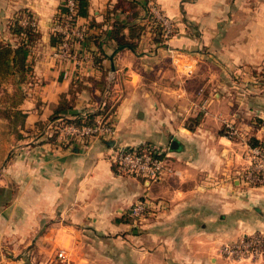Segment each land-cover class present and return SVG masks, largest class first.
<instances>
[{"label":"crops","instance_id":"crops-1","mask_svg":"<svg viewBox=\"0 0 264 264\" xmlns=\"http://www.w3.org/2000/svg\"><path fill=\"white\" fill-rule=\"evenodd\" d=\"M121 1L89 0L77 62L56 56L62 0H0V41L15 40L10 23L24 11L39 31L22 83L24 124L0 119V264H232L223 244L264 234V186L241 182L249 140L229 138L224 123L264 142V0H152L180 29L174 45L197 63L183 85L149 33L136 51L114 49L115 20L145 25V0H124L132 11ZM107 104L116 142L158 143L180 175L149 187L114 169L110 141L51 140L57 125ZM153 193L155 213L132 229L131 205Z\"/></svg>","mask_w":264,"mask_h":264},{"label":"built area","instance_id":"built-area-1","mask_svg":"<svg viewBox=\"0 0 264 264\" xmlns=\"http://www.w3.org/2000/svg\"><path fill=\"white\" fill-rule=\"evenodd\" d=\"M66 11L59 10L53 21L52 34L60 37L61 42L57 46L56 56L62 60L78 58L74 49L87 37V28L80 25L77 16L78 0H62ZM148 13L160 20L164 27V36L169 39L172 32V22L161 15V8L152 0L147 2ZM23 24H28L29 20L24 19ZM35 25V22H31ZM169 41H165L167 51L170 53L175 70L187 79L193 78L196 74L197 63L185 51L175 49L170 46ZM98 116L93 124L75 125L63 122L57 125L60 128L58 138L60 142L86 141L91 138H98L104 141H111L116 138V126L111 119ZM229 138L239 137L241 133L234 126L233 122L225 123ZM247 167L241 175V182L247 189L264 186V142L253 145L247 143L246 152ZM111 161L121 172L143 177L147 180H158L164 174L180 175V171L175 169L169 156L165 151L151 143L142 142L135 145L120 144L114 149ZM148 208V201L138 200L131 205L129 215L135 220L141 219ZM219 252L228 259H256L264 256V234L254 233L243 236L238 240L223 244ZM59 259H66L67 253L60 250L57 253Z\"/></svg>","mask_w":264,"mask_h":264},{"label":"trees","instance_id":"trees-1","mask_svg":"<svg viewBox=\"0 0 264 264\" xmlns=\"http://www.w3.org/2000/svg\"><path fill=\"white\" fill-rule=\"evenodd\" d=\"M147 2L148 0H145L143 8L148 12ZM121 4L124 9L127 6V9L130 11L133 10V5L129 7L124 3V0L121 1ZM88 6L89 0H78V18L89 15ZM60 10L63 12L66 11L63 4H61ZM17 15L10 23L11 32L16 37L15 40L13 42L0 41V88L5 97H7L5 101L0 100V119H8L14 126H23L26 114L19 105L24 101L26 93L22 89V83L31 75L30 57L33 46L39 39V31L36 24H31L32 20L28 13L24 11ZM22 15L27 17L29 20L28 24L22 23ZM132 15L135 16L136 13L133 12ZM145 29L146 26L137 21L128 23L122 20H115L109 35V40L117 51L123 48L136 51ZM52 39L55 46H58L61 42L60 37L57 35L52 34ZM156 41H159V39L156 38ZM9 78L13 81L11 88H4L1 82L7 79L9 80ZM110 106V104H107L103 109L90 113L85 118L78 117L77 115L67 122L80 126L82 124H93L97 116L103 115L105 119H108ZM55 136H51L52 141H55ZM249 142L253 145L261 143L256 138L251 139ZM114 169L120 172L116 165H114Z\"/></svg>","mask_w":264,"mask_h":264},{"label":"rangeland","instance_id":"rangeland-1","mask_svg":"<svg viewBox=\"0 0 264 264\" xmlns=\"http://www.w3.org/2000/svg\"><path fill=\"white\" fill-rule=\"evenodd\" d=\"M161 15L165 16L166 18H168V20H170L172 22V32L170 33L169 39L164 36V34H165L164 27L161 25L160 20L155 18L153 15H150L146 10H144V12L142 13V17L140 18V20L143 19V23H145V26H146V29H145V32H144V35H145L144 37L146 38V34L147 33L150 34V35H148V37L151 39L150 43L152 44V42L153 43L156 42V44H158L156 47H159L158 48L159 52H163L164 54H166V56H167L166 58L168 59V61L170 63L171 70L177 76V80L179 81V83L182 84V85L186 84V83H188V81L191 78L187 79L184 76H181V75H179L177 73V71L174 68V65L172 64L170 53L167 51V48L165 46V41L168 40L169 42H171V46L173 48L182 50L181 47L175 46L174 43H173V39L179 33L180 29L178 28V25H176L175 21L169 15H167L164 12H161ZM156 38H158L159 41H156ZM141 39H142V37H141ZM153 50H154V47H153ZM183 51L189 52V50H183ZM10 78H9V80L7 79L6 81L1 82V84H2V86L4 88L5 87L11 88V84L13 83V81ZM6 98L7 97H5L3 91H1V88H0V100L1 101H3V100L5 101ZM111 111H112V108L110 106V111L109 112L111 113ZM203 111H204V109L197 108V110H196V116L197 117H195V118L193 117L192 118V120H193L192 122L193 123L195 122L196 119H198L199 116L201 117ZM185 112H187V111H185ZM186 114L187 113H185L184 116H187ZM227 122H232V121L229 119V120H226V122H224V123H227ZM7 125L2 124L3 127H6ZM263 125H264L263 122H258V127H263ZM234 126L237 127L239 132L241 133V135L238 138L245 136L244 138L247 141L248 140L250 141L251 139L254 138L253 136H251L249 134V131L253 132V129L249 128V126L237 125L236 123H234ZM7 131L10 132L11 129L7 130ZM60 131H61L60 128H57V129L54 128L53 134L57 136L60 133ZM245 132H247L248 135ZM111 141H115V145L113 146V151H114V149H116L121 143H119L118 141L116 142V138L111 140ZM73 142H76V141H73ZM148 142H150L151 144L156 145V146L159 147L158 143H156V142H152V141H148ZM246 152H247V148H246ZM245 160H246V156H245ZM246 167H247V160H246ZM121 173L128 174V173H125V172H121ZM128 175H132V174H128ZM134 176H136V175H134ZM137 177H139V178H141L143 180H147V179H145L143 177H140V176H137ZM147 181H149V187L152 186L154 183H156L153 180H147ZM155 196L156 195L153 193V195H152V197L150 199H149V197H142V200L143 201L150 200V201L155 202ZM150 213H155V209L153 208V205L151 203H148V208L146 210V213L141 219L135 220L133 217L130 216L129 218H127L126 222L130 224L132 229L133 228H137L138 229V228H140V226H142V225H144V224H146L148 222L147 219L150 218V216H152V214H150ZM219 254H220V252H219ZM221 256L224 259H226L228 262L232 263V264H264V256L262 258H259L258 260H256V259H246V260H238V259L233 260V259H231L230 260L226 256H223V255H221Z\"/></svg>","mask_w":264,"mask_h":264},{"label":"water","instance_id":"water-1","mask_svg":"<svg viewBox=\"0 0 264 264\" xmlns=\"http://www.w3.org/2000/svg\"><path fill=\"white\" fill-rule=\"evenodd\" d=\"M109 144H110L111 146H114L115 141H110ZM178 146H179V142H178L177 140H173V141H172L171 148H172V149H176V148H178Z\"/></svg>","mask_w":264,"mask_h":264}]
</instances>
